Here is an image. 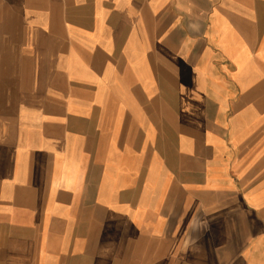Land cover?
<instances>
[{"label": "crops", "instance_id": "1", "mask_svg": "<svg viewBox=\"0 0 264 264\" xmlns=\"http://www.w3.org/2000/svg\"><path fill=\"white\" fill-rule=\"evenodd\" d=\"M0 264H264V0H0Z\"/></svg>", "mask_w": 264, "mask_h": 264}]
</instances>
